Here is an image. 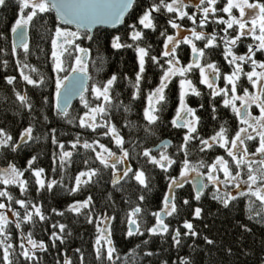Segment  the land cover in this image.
Segmentation results:
<instances>
[{
	"label": "trees",
	"instance_id": "obj_1",
	"mask_svg": "<svg viewBox=\"0 0 264 264\" xmlns=\"http://www.w3.org/2000/svg\"><path fill=\"white\" fill-rule=\"evenodd\" d=\"M153 2L154 0H137V5L127 14L120 28L114 31L98 28L93 31L92 40L76 42L81 48L88 50L87 56L80 53L86 57L84 63L90 77L88 90L84 93L90 107L102 103V100H95L91 92L92 86H102L113 74L117 76L111 90L112 103L106 106L107 114L103 119L97 115L96 122L115 125L124 140L123 148L128 151L129 156L125 163H120L116 167L115 171L122 176L128 166H131L133 171L142 170L146 176L147 187L139 184L132 173L118 182H112L113 169L105 167L96 159L100 149L93 142L98 140L118 157L121 156L120 148L110 133L104 135L106 128L101 127L93 131L91 128L79 126V118L88 111L81 103V99L69 107L67 118L55 110L57 75L63 78L71 71L79 52L68 45L66 47L68 51H64L60 56L65 71L59 74L55 71L51 44L54 38L52 13L45 14L43 20L38 17L32 22L28 30V53L20 48L13 55L11 27L19 15L17 0H7V7H0V128L12 136V141L7 146L0 147V169L15 165L24 173L21 179L27 182L23 192L18 184L7 186L0 184V191H7L12 197L11 201L7 197H0V203L11 207V211L7 208L4 211L11 216V220L6 225L4 233L0 235V264H5L3 255L8 245H11L8 247L11 264H66V261H70L71 264H181L182 260L187 264H264V208L254 197L247 199L243 196H236V199L231 200L228 207H225L219 200L213 199L217 189L213 185L205 188L199 200L194 198L190 188H181L176 199L178 212L165 222L168 224V232L160 233L156 237L147 231L155 224L152 213L161 209L163 197L170 183L169 176H179L177 165L183 157V152L178 153V146L183 143L182 137L186 132L173 127L171 120L179 106L180 77H172L165 90L166 101L162 102V105H157L160 109L156 113L159 119L155 124H149L144 117V108L148 104L147 95L158 85L162 71L146 58L141 93L138 98L133 99L132 94L135 90L130 81L134 82L135 74L139 70L135 47L114 49L111 40L114 35H119L122 43L133 44L128 25L138 24L139 15H142L143 10ZM224 3L226 0H219L216 13L209 14L203 27L199 26V20L203 17L202 11L195 9L190 3H185L188 5L185 11L196 16V24L187 18L179 20L166 10L153 13L156 30L143 29L145 36L138 43L146 48L150 45V55H157L163 62L165 58L161 54L166 37L161 36L160 32L166 31L167 35L173 36L177 32V29L168 23L169 19H174L180 24V29L190 31L195 29L197 32H203L206 37L215 35L216 47L205 49L206 54L201 59V64L208 62L217 64L222 77L218 83L220 87H228L223 83V75L230 74L235 65H229L228 60L231 57L224 58L225 43L221 38H233L238 34V29L234 25L225 32L226 25L218 23L221 17L228 19V15L220 11ZM190 39L197 48H202L206 42L204 39L196 40L193 36ZM248 44L256 45V41H253L250 35L241 37V41L229 47L239 56L247 53ZM191 52L190 44L179 45L177 57L180 64L186 66L190 63ZM254 58L262 61L264 54L258 51ZM238 63H241L244 72L251 70L250 62ZM25 64L28 66L25 67ZM21 72L37 81L36 85L28 84ZM186 75L201 93L196 96L189 92L185 97L187 105L195 109L196 115L200 118L197 133L194 135L206 139L218 132L221 126L227 129L228 135L235 132L237 124L235 126L231 106L225 107L223 100L213 97L210 94L211 90L199 83V69L193 68ZM8 76L15 77L13 83L7 82ZM41 78L43 83H40ZM246 80V76L241 74L240 81L237 82L238 90L241 85L245 87ZM17 94L26 96L27 103L32 105L31 110L17 98ZM45 97L47 103H44ZM125 107L129 110L125 111ZM69 120H72V123H69ZM29 126L33 128L32 138L21 139V133ZM77 139L79 144L73 149L71 145ZM164 139H168L170 145L163 150L177 160V164L167 172L149 163L148 158L142 155L144 149H152ZM85 141L93 144L96 152L85 149L83 147ZM61 143L65 145V151L72 152V156L65 158L63 164L62 151L59 148ZM196 146L197 144L189 142L187 147L188 158L193 162L203 160L211 164L220 154L217 148L211 147L210 151L203 155V152L198 153ZM249 146L251 147V144ZM159 153L152 150V154L157 158ZM33 157L35 160L29 168L28 161ZM41 168L44 170L40 177L45 182L44 187L36 182L37 177L33 174L35 170ZM90 171L95 174L90 177L80 176V184L77 187V176L81 172ZM52 181L56 183L49 189L48 184ZM219 193L224 194L220 189ZM140 196L144 197L143 201L139 199ZM89 197L91 203L87 208H82L79 213L70 209V205L86 201ZM185 199L189 201L188 205L183 203ZM17 200L25 201L27 212L32 214L30 221L25 220L26 210L16 203ZM32 205L41 209L43 220L35 214ZM136 206L142 209L137 219L143 235L129 236L128 215ZM196 207L202 209L199 218L193 215ZM13 212L19 213V216L13 215ZM105 216L111 218L107 220V226L111 230V240L116 249L111 261L107 259L108 245H105V242L101 241L99 259L96 252L98 247L96 240L100 233L97 221H102ZM90 217L92 223H89ZM185 220L193 224L197 235H185V231L180 227ZM61 224L65 225L63 232L59 229ZM53 225L57 227L54 229ZM177 228L180 229L179 244H176L172 237L173 231ZM53 231L62 237L63 242L53 238ZM29 233L33 240L42 241L46 250L33 249L31 245L32 251H28L25 245L28 243ZM207 240H212L213 243L208 244ZM24 251H28L30 258H25Z\"/></svg>",
	"mask_w": 264,
	"mask_h": 264
},
{
	"label": "snow or ice",
	"instance_id": "obj_2",
	"mask_svg": "<svg viewBox=\"0 0 264 264\" xmlns=\"http://www.w3.org/2000/svg\"><path fill=\"white\" fill-rule=\"evenodd\" d=\"M219 0H199V3L195 7L202 11L203 17L199 20V26L203 27L208 19L209 14H215L217 11L216 5ZM19 15L15 19L14 25L11 27V32L14 34L15 40L19 41V47L23 48L25 53L29 51L28 43V30L32 25V22L36 18L43 20L45 14H50L55 11L56 16L53 18L54 26V38L51 41L52 44V56L55 59V71L59 74L65 71L63 66V61L60 56L64 51H68L64 45L72 46L77 52H82L85 56L88 55V50L81 48L77 41H83L84 39L92 40L94 37L92 35V27L97 23H111L113 25L124 23L125 15L137 5V0H17ZM0 7H7V0H0ZM188 7L185 4L184 0H158L149 5L146 9L143 10L142 15L138 17V24H131L128 27L131 29V39L134 42L133 44L122 43L121 36L114 35L111 40V46L114 49L121 48H130L135 47L137 53L139 70L135 74V80L130 81L132 88L135 90L132 94L133 99L138 98L141 93V82L145 78L144 74L146 72V63L149 59L153 65L158 66L162 74L159 78V83L155 86L154 89L150 90L147 95V107L144 108V117L149 122V124H155L159 117L156 113L160 110L157 105H162V102L166 101L165 90L168 88L169 83L172 80V77L179 76V106L176 109L175 117L171 120V124L176 128H186L187 133L183 137V143L178 146V153L183 152V157L180 160V163L177 165L179 169V176H169L170 183L168 185L169 192L165 194L162 201V208L158 212H153L152 216L155 218V224L148 228L147 231L152 234L158 233H167L168 224L165 223L163 216H172L178 212L176 205V196L172 191L175 187H183L184 183L188 182V177L195 173L196 177L206 178L209 184L216 186L219 184H233L236 189H240L241 184L247 186V193L241 191L239 195H247L249 197H254L255 200H258L264 208V158L253 161L249 160V151L245 144V141H253L256 139L248 129H251L252 132L256 133V136L259 137V146L256 147L255 152L251 155H259L264 157V60L258 61L254 57L256 52H261L264 54V2L261 0H226V3L221 7L220 11L228 14V19L223 17L219 18L218 23L226 25L224 29L227 32L228 29H232L234 25L238 26L239 33L233 38L228 39L222 37L225 43V49L223 52L224 58L228 59L229 65H235L230 74L223 75V80L227 82V85L231 87H219L216 84L217 80H220L221 71L220 68L215 63L208 62L206 64H201V59L205 56V49H212L216 47V37L212 35L211 37H206L203 32H197L195 29L192 30V36L196 40L204 39L206 42L202 48H197V46L192 42L191 39L184 36L183 39H178L177 36L167 35L166 31L160 32L161 36L166 37L163 41V52L162 57L165 58L163 62L160 57L157 55H150L149 48L150 45L146 47H141L139 41H141L145 33L143 29L156 30L155 17L153 13H160L162 10H166L167 13H172L179 20H184L187 18L191 20L193 24L197 23L196 16L189 15L188 11L185 9ZM236 9L239 12V16L233 14V10ZM56 20L60 21V25L56 24ZM168 23L171 24V27L177 29V35H182L179 33L180 24L176 23L174 19H169ZM74 24L76 25V31H70L68 28L64 27L65 25ZM142 26V28H140ZM250 35L253 41H256L255 47L252 44H248L247 53L245 55H235L232 51V48L229 45H236L238 41H241V37ZM13 42L12 45V54L15 55L17 44ZM181 43L190 44L192 47L193 58L190 63L186 66L180 64V60L177 57V49ZM58 49H62L60 54H58ZM238 62H250L251 70L244 72L241 63ZM7 62L5 61V64ZM19 63V62H18ZM165 64L167 67L165 68ZM28 65L25 64V67ZM193 68L199 69V83L206 85L208 89L211 90V95L221 96L223 99V104L225 107L231 106L232 111L235 113L236 117L239 119L240 124L246 127H240L235 131L233 137L227 135V129L223 126L220 127V130L214 135L210 136L208 139L200 138L197 133V125L199 124L200 118L196 115L195 109L189 107L185 101L186 95L189 92L193 95L199 96L201 93L197 87L193 84L192 80L187 78V73L191 72ZM257 68L260 71H257ZM35 71V69H33ZM73 73H82L83 77L75 76L73 77L69 84L66 86L64 80H67L68 77L64 76L61 78L57 75L55 81V93H56V107L61 116L67 118L69 116V107L67 100L63 107L60 105L61 90L64 89L65 96H70L74 92L80 93L81 103L84 105V108L88 109L84 113V116L79 118L80 127H88L93 131H96L97 128H106L107 131L104 132V135L109 133L112 135V138L115 140L117 146H119L121 151V156H117L115 152H112L105 145L100 144L99 141H94V144L99 146L100 151L97 152L96 159L100 161L105 167H111L113 169L114 182H118L124 177H128L129 173H132L134 179L139 182V184L147 187V181L145 173L142 170L133 171L131 166L126 167L123 171L122 176L116 174L117 163H125L128 159L129 153L123 148L124 140L119 135L115 125H109L107 122L103 124H98L96 122L97 115L103 117L107 114V105L112 103L111 90L113 85L117 81V76L113 74L102 86L93 85L91 92L94 95L96 101H101L102 103H97L95 107H90L89 101L83 95L84 91L88 89L84 86L83 80L90 79L87 76V65L84 63V59L80 56L75 58V65L71 68ZM241 74L246 76L247 81L251 84L252 88L258 89L257 93H250L247 87L241 85V90L243 95L237 94V82L240 81ZM24 80L28 84L36 85L37 81L30 78L28 75H24L21 72ZM9 84L13 83L15 77L8 76L6 77ZM40 83H43L41 78ZM229 93H231V98L229 99ZM17 98L31 110L32 105L27 103L26 96H21L17 94ZM236 101H240V107H237ZM47 97H45L44 103H47ZM255 104L259 110V116H253L252 112L249 111L251 106ZM129 109L125 107V111ZM215 111V109H213ZM87 118V119H86ZM47 119V117H45ZM72 123V120L68 121ZM33 128L29 126L21 133V139H31L32 138ZM55 130H53V133ZM199 139L200 143L205 147H211L209 141L218 143L221 148H223L227 156L235 162L236 171H233L229 167V161L226 160L223 156H217L215 161L211 164H207L205 161L193 162L188 158L187 147L190 141ZM12 141V136L5 132L4 129L0 128V147L7 146L9 142ZM55 142V138H54ZM79 144V139L72 143L71 147L76 149ZM244 145L243 151L240 152V146ZM85 149H91L96 152V148L93 147V144L85 141L83 143ZM163 148H167L168 145H163ZM59 148L62 151L61 163L63 164L65 158H70L72 156L71 151H65V145L59 144ZM204 149L201 148V151ZM106 153V155H105ZM142 155L148 158V162L158 166L163 171L167 172L174 164H177V160L172 156L167 154L165 151H160L159 157L152 154V149L146 148L143 150ZM35 157L28 161V166L31 168ZM247 166V179L241 180V167ZM254 165H257L254 167ZM205 168L206 172H202L201 169ZM43 169H38L34 171V175L37 177L36 182L40 184L41 187H44V180H42L41 174ZM219 171H222L224 174V180H220L219 176L216 174ZM94 172L84 173L81 172L76 178L77 187L80 184V176L84 175H94ZM24 173L17 169L15 165H9L8 168L0 170V184L5 186L18 184L21 191L25 190V180H22ZM55 181H52L48 184L50 189ZM208 185L203 182L201 179L198 184L197 182L193 183V187L196 189L195 199L199 200L201 195L204 192V189ZM76 189L74 188L73 191ZM0 197H7L9 201L12 200L11 195L7 191H0ZM141 201L144 200L143 196L139 198ZM213 199L219 200L225 207H228L231 200L236 199L230 192H225L223 195L219 193L217 188L213 194ZM16 203L20 204L21 207H24L26 210L25 220L30 221L32 219V214L27 212L26 203L24 200H17ZM91 203V197L88 200L83 202H77L75 205H70V209L79 213L82 208H87ZM185 205L189 204V201L185 199L183 201ZM35 210V214L40 217L41 220L44 219V216L41 212V209L36 205H32ZM8 209L11 211L10 205L5 203H0V209ZM55 211V210H53ZM142 212L140 206H136L128 215V224L131 226L128 230V235L132 236L134 234L143 235V232L140 231V224L138 221L139 214ZM202 209L196 207L194 210V217L199 218L201 216ZM62 215L63 213H59ZM13 215L19 216V213L13 212ZM251 218V217H250ZM111 219L110 217L105 216L103 220L97 221V229L100 232L96 240L97 244V258L101 256V241L103 240L107 245V259L111 261L113 259V254L116 249L111 240V230L107 226L106 221ZM91 217L89 218V223H92ZM9 223L8 218L4 212H0V235L4 233L6 225ZM100 223H105V227L101 229L99 227ZM19 223L17 227H19ZM57 225H53L55 229ZM65 225H59L61 232L64 231ZM183 228L187 230L185 235H197L194 230L193 224L185 220L183 222ZM52 236L54 239H60L62 237L58 236L55 231H53ZM180 229L175 230L173 235V240L176 244L180 243ZM28 243L32 245V248H39L41 250H46L45 244L37 242L32 239L31 233L28 235ZM208 244H212V240H207ZM11 247V245H8ZM8 247L4 250L3 260L5 264H11L9 259ZM23 247V245H21ZM79 251V250H77ZM150 254V253H149ZM23 255L25 258H30L28 251H24ZM66 264H71L70 261H66ZM181 264H187L186 261H181Z\"/></svg>",
	"mask_w": 264,
	"mask_h": 264
},
{
	"label": "flooded vegetation",
	"instance_id": "obj_3",
	"mask_svg": "<svg viewBox=\"0 0 264 264\" xmlns=\"http://www.w3.org/2000/svg\"><path fill=\"white\" fill-rule=\"evenodd\" d=\"M257 69L260 70L259 68H257ZM217 81H218V80H217ZM218 82H219V81H218ZM223 83H226V84H227V82H226V81L224 82V80H223ZM217 85L220 87V83H218ZM228 87L230 88L229 85H228ZM245 87L248 88V90H249L250 93H252V91L254 90V88H252L251 85L249 86V82H248L247 80H246ZM237 92H238V93H237L238 95H243V92H242L241 88H239V90L237 89ZM222 95H223V94H221V96H216V97H217V98H220V100H223V99H222ZM228 97H230V95H229ZM240 103H241L240 101H236L237 107H240ZM249 111L252 112L253 116H259V114H260V110H259V108H258L255 104H253V105L251 106V108L249 109ZM231 113H232V117H234V119H235V126H236V124H237L236 128H235V126H234L235 131H237V130H238L240 127H242V126H243V127H246V126L240 124L239 119L236 117V115H235V113H234L233 111H232ZM229 131H230V130H229ZM248 131H249L253 136H255L256 139H257V138L259 139V137L256 136V133L252 132L251 129H248ZM227 135H228V133H227ZM234 135H235V132H232L231 135H228V136H229V137H233ZM183 137H184V136H183ZM183 137H182V139H183ZM206 139H208V138H206ZM209 142H210V144L212 145L211 147H215V148H217V149L219 150L220 154H219L218 156H223L226 160L229 161V167H230V169L233 171V173H235V171L237 170L236 167H235V162L232 161L231 158L227 156L226 151H225L223 148H221V147L219 146L218 143H215V142H212V141H209ZM251 142H252V144H254V140L251 141ZM190 143H195V144H197L196 149H197L198 153H202V152H203V155L206 154V152H209L210 149H211V147H205L204 145H202V144L200 143L199 140H192V141H190ZM245 144H246V146H247V148H248V151H249V154H250V155L248 156V159H249V157H250V158H251V157H254L255 155H251V153H254V152H255V149H256V147L259 146V144H258L257 146L254 145V148H253V146H252V148L249 146L250 143H249L248 140L245 141ZM169 145H170V144H169ZM168 147H169V146H168ZM168 147H167V148H168ZM167 148H163V147H161L160 149H158V150H156V151H159V152H160V150L167 149ZM201 148H203L204 150L201 151ZM243 148H244V145L240 146L239 151L242 152V151H243ZM163 151H164V150H163ZM216 157H217V156H216ZM256 158H258V159H262V158H264V157H256ZM213 162H214V161H213ZM213 162H212V163H213ZM245 166H246V165H245ZM245 166H242V167H241V169H240L241 173H246V172H245ZM246 167H247V166H246ZM201 171H202V172H206V169H205V168H202ZM218 174H219L220 177H224V174H223L222 171H219ZM201 179H203V182H204V183L206 182V178H202V177H201ZM205 184H206V183H205ZM207 185H211V184H207ZM182 188H190V190H191L192 193H193V196L195 197V191H194V189H193V187H192V185H191L190 182H186V183H184V185H183ZM180 189H181V187H175V188L172 189V191L175 193L176 199H177V197H178L179 194H180ZM204 190H205V189H204ZM168 192H169V188L167 189L166 194H168ZM234 193H235V194L239 193V190L235 189V190H234ZM233 196H234V195H233ZM240 196H241V195H240ZM235 197H236V196H235ZM182 201H183V200H182ZM162 206H163V204L161 205V208H162ZM160 210H161V209H160ZM160 210H159V211H160ZM170 217H171V216L164 215V216H163V219H164V221L166 222L167 219H169ZM180 227H181V230L185 231V233L187 232V230L183 228V224H181ZM174 234H175V231H173L172 237H173ZM155 235H156V237H158V236L160 235V233L155 234Z\"/></svg>",
	"mask_w": 264,
	"mask_h": 264
},
{
	"label": "rangeland",
	"instance_id": "obj_4",
	"mask_svg": "<svg viewBox=\"0 0 264 264\" xmlns=\"http://www.w3.org/2000/svg\"><path fill=\"white\" fill-rule=\"evenodd\" d=\"M184 2L185 3H187V4H192L193 5V7L196 9V7H195V5L196 4H198L199 3V0H184ZM233 14L234 15H236L237 17L239 16V12H238V10H236V9H234L233 10ZM228 15V14H227ZM227 18H229L228 16H227ZM237 27V29H238V26H236ZM179 33L180 34H182V35H177V32H176V34H175V36H177V38L178 39H183V37L184 36H186V37H188L189 39H190V37L192 36V31H190V30H188V29H180L179 30ZM238 33H239V29H238ZM246 36H249V35H246ZM243 37H245V36H243ZM256 43H258V42H256ZM68 45H64V47L66 48ZM58 51V54H60V52L62 51V49H58L57 50ZM78 54V56H80L81 55V57H82V54L79 52V53H77ZM75 65V62H74V64H72V67ZM182 65V64H181ZM182 66H184V65H182ZM257 71H260V70H258L257 69ZM219 81V80H218ZM218 81H216V84H218ZM230 86V85H229ZM231 87V86H230ZM258 92V89H256V88H254V90L252 91V93H257ZM229 95H230V97H228L229 99L231 98V93H229ZM260 115V114H259ZM184 131H186L187 132V129L186 128H184ZM249 143L251 144V147L253 146V148H254V145L255 146H257L258 144H259V139L257 138V139H255L254 140V144H252V142L251 141H249ZM250 155V154H249ZM256 157H260L259 155H255L254 157H249V160H253V161H257V160H260V159H258V158H256ZM120 163H117V166L119 165ZM116 166V167H117ZM245 166V165H244ZM257 165H254V167H256ZM4 169H6V168H4ZM0 170H3V169H0ZM116 172H118V171H116ZM245 172L246 173H242V175H241V180H246L247 179V167L245 166ZM218 176H219V174L218 173H216ZM196 174L195 173H192L189 177H188V182L190 181V178L192 177V176H195ZM203 178V177H202ZM219 178H220V180H224V177H220L219 176ZM206 184H209L208 183V181L206 180V182H205ZM216 188H218V189H220L221 190V192H230L232 195H234V196H240L239 195V193H237V194H235L234 193V190L236 189L235 187H234V185L233 184H227V185H225V184H219V185H216L215 186ZM237 190H239V192H241V191H243V192H245V193H247V186L246 185H244V184H241V187H240V189H237ZM244 198L246 197L247 199L249 198H253V197H249V196H247V195H244L243 196ZM5 211V209H0V212H4ZM5 213V212H4ZM6 214V216H7V218H8V221H10L11 220V216L10 215H8L7 213H5ZM106 223H107V221H106ZM105 227V223H102L101 224V229H103ZM99 235H100V233H99ZM103 241V240H102ZM104 242V241H103ZM105 245H107L106 243H105ZM26 246V249L29 251V250H31L32 251V249H31V245L30 244H26L25 245Z\"/></svg>",
	"mask_w": 264,
	"mask_h": 264
},
{
	"label": "water",
	"instance_id": "obj_5",
	"mask_svg": "<svg viewBox=\"0 0 264 264\" xmlns=\"http://www.w3.org/2000/svg\"><path fill=\"white\" fill-rule=\"evenodd\" d=\"M130 12V11H129ZM128 12V13H129ZM52 15H53V18L56 16V13L55 11L51 12ZM127 13V14H128ZM127 14L125 15V17L127 16ZM125 20V18H124ZM56 23H58V25H60V21L59 20H56ZM123 25V23H119V24H116V25H113L111 23H97L95 25H93L92 27V33L95 29H98V28H102V29H106V30H109V31H114L118 28H120L121 26ZM64 27H67V28H71L72 30L76 31V25L74 24H69V25H65ZM15 40V37H14V34L11 32V44L13 45V42ZM16 44H17V49H20L21 47H19V41L18 40H15ZM193 57V56H192ZM75 76H81L83 77L84 74L82 73H73L72 71L67 75L68 79L67 80H64V84L67 86L70 82V80L75 77ZM88 76V74H87ZM88 82H89V79H84L83 80V84L85 87H87L88 85ZM64 89L61 90V97H60V105L61 107H63V105L65 104V101L67 100L68 104L71 106L75 101H77L79 98H80V93L79 92H74L73 94H71L70 96H65L64 94ZM85 93V91L83 92V94ZM54 108L55 110L59 113L57 107H56V97H55V100H54ZM60 114V113H59ZM163 145H169V141L168 140H162L161 142H159L152 150H158L159 148H161ZM194 180L195 182H198L201 180V177H192L190 179V182L193 186V183H194ZM112 182L114 183V178L112 179ZM195 193H196V189L193 187ZM129 228L131 227L130 225H128Z\"/></svg>",
	"mask_w": 264,
	"mask_h": 264
}]
</instances>
